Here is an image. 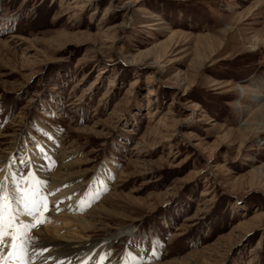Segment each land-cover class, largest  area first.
Here are the masks:
<instances>
[{"label": "rangeland", "instance_id": "obj_1", "mask_svg": "<svg viewBox=\"0 0 264 264\" xmlns=\"http://www.w3.org/2000/svg\"><path fill=\"white\" fill-rule=\"evenodd\" d=\"M23 146L76 179L43 227L130 229L109 264H264V0H0L1 154Z\"/></svg>", "mask_w": 264, "mask_h": 264}, {"label": "bare ground", "instance_id": "obj_2", "mask_svg": "<svg viewBox=\"0 0 264 264\" xmlns=\"http://www.w3.org/2000/svg\"><path fill=\"white\" fill-rule=\"evenodd\" d=\"M129 2L126 3L128 5ZM155 67H157L159 70L163 67L161 63L155 62ZM170 84V86L176 87L177 89L182 88V81L178 82H167ZM187 106V105H186ZM51 135V133H50ZM53 137L56 136V133L52 134ZM55 138V137H54ZM15 145L14 143H11L9 145V149H14ZM32 149V148H31ZM28 147L23 146V148L17 150L16 154L9 153V158H6V154L0 149V162L3 163L4 167L2 169V172L5 173H13V172H19L20 169L25 166H31L34 171H38L41 178L46 181L48 184L45 185L44 193L48 197H52L54 201L61 202V207H65L66 211L67 207L73 209L74 205H70L71 201L69 199L72 197V194L74 193V188L69 187V185L73 182H75V178L70 177L68 173L62 171L61 166H57L55 169H53V172L49 170V164H46L43 160V156L41 153H37L35 150H31ZM45 152L47 153L48 157H51V153L55 150L54 143H47L44 146ZM8 152V151H7ZM15 152V151H14ZM19 155L21 160V166L16 163L15 156ZM209 158V156H206V158ZM53 168V165H52ZM38 175V174H37ZM99 182L100 187L98 188V194L99 192L107 186V181L103 178L102 174L99 172ZM42 183V182H41ZM67 186V189H64V187ZM96 193L92 194L94 197H97L95 195ZM52 195V196H51ZM64 204V205H62ZM62 213L57 216V218L62 217V220L66 221L65 223L69 222H77L79 223L82 228L80 231L84 232L82 237L88 236V235H94L92 232H94V225L93 221L89 218V214L83 213V214H77L73 212V215H65L66 211L62 210ZM96 208V206H94ZM53 213V210L50 209V214ZM58 229L53 228L51 230L50 226L47 227H41L37 230V234L40 237V243L44 246H47L50 250L51 255L54 257L53 260H46V257L49 255L48 252L43 253L42 255H38L35 261L30 262V264H56V259L63 260V257L67 255L71 261V264H77L79 260L85 259L90 257L88 264H109L105 261V250L107 247H109L110 244H112L114 239L122 238L125 234H128L130 232V229L127 227L120 228L117 231H115L110 238L105 239H97V240H89V241H76L75 238H70L68 235L65 234H58ZM87 233V234H85ZM92 237V236H91ZM86 240V239H85ZM114 243V242H113ZM131 251H134V248H131L128 250L125 255L120 259L119 262L116 264H135L136 262L140 261L141 258L146 255L142 253H133ZM31 255V252H30ZM64 264H68L67 261L64 262Z\"/></svg>", "mask_w": 264, "mask_h": 264}, {"label": "snow or ice", "instance_id": "obj_3", "mask_svg": "<svg viewBox=\"0 0 264 264\" xmlns=\"http://www.w3.org/2000/svg\"><path fill=\"white\" fill-rule=\"evenodd\" d=\"M41 154H44L43 148ZM50 164L54 165L55 161L50 160ZM48 208L47 195L39 187L38 180L29 183L21 177L20 181L13 180L9 187L0 182V264H30L45 252L49 253L46 260L54 259L37 234L46 222L44 214ZM89 259L79 260L78 264H88ZM65 261L71 264L67 255L63 260L56 259V264Z\"/></svg>", "mask_w": 264, "mask_h": 264}]
</instances>
